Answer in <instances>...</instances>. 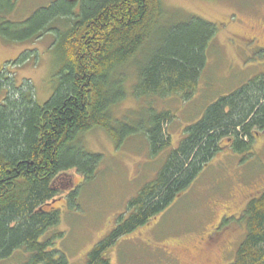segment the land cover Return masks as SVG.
Wrapping results in <instances>:
<instances>
[{
	"label": "trees",
	"instance_id": "1",
	"mask_svg": "<svg viewBox=\"0 0 264 264\" xmlns=\"http://www.w3.org/2000/svg\"><path fill=\"white\" fill-rule=\"evenodd\" d=\"M14 9L12 0H0V37L25 43L56 32L53 48L60 68L58 86L43 106L32 90L10 86L0 104V261L23 250L30 255L25 264H69L52 249V240H44L59 223V212L45 206L60 192V175L76 170L87 179L94 177L102 156L87 153L81 137L99 128L119 145L141 134L154 156L172 146L165 129L170 113L153 114L140 130L114 117L113 109L128 95L123 69L157 39L137 63L133 96L182 95L188 100L217 27L200 18L163 27L161 0H82L78 14L73 1L60 0L22 23L9 21ZM260 132L264 74L213 102L199 121L186 127L156 177L129 202L130 215L120 216L89 253L88 264H109L103 255L108 248L167 210L222 151L224 141L232 151L245 153ZM241 222L247 233L231 264H264V193L250 201Z\"/></svg>",
	"mask_w": 264,
	"mask_h": 264
},
{
	"label": "rangeland",
	"instance_id": "2",
	"mask_svg": "<svg viewBox=\"0 0 264 264\" xmlns=\"http://www.w3.org/2000/svg\"><path fill=\"white\" fill-rule=\"evenodd\" d=\"M59 1L12 0L15 9L9 21L25 22ZM70 1L78 14L82 0ZM161 6L159 24L163 27L192 18L217 27L206 50V65L188 100L182 95L167 99L133 96L137 63L157 39L150 41L136 63L123 69L128 75V95L113 109L114 117L125 120L129 129L140 130L153 114L168 112L173 118L165 129L172 146L154 156L141 134L119 145L99 128L81 137L87 153L102 156L94 177L87 179L76 170L60 175V192L45 206L59 212V223L44 240H52V249L69 264H88L89 253L113 231L120 216L130 215L129 202L156 177L169 152L179 146L186 127L199 121L213 102L264 74V0H161ZM55 37L53 32L25 43H8L0 37V104L9 86L32 90L40 106L51 98L60 68L53 48ZM24 56L29 59L20 60ZM263 193L264 132L255 136L252 149L245 153L232 151L224 141L222 151L167 210L119 238L103 254L104 259L109 264H231L247 233L241 216L250 201ZM29 256L18 250L0 264H25Z\"/></svg>",
	"mask_w": 264,
	"mask_h": 264
}]
</instances>
